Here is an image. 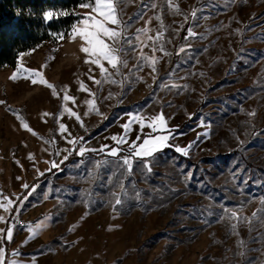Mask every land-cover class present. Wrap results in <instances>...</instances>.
<instances>
[{
    "label": "rangeland",
    "instance_id": "rangeland-1",
    "mask_svg": "<svg viewBox=\"0 0 264 264\" xmlns=\"http://www.w3.org/2000/svg\"><path fill=\"white\" fill-rule=\"evenodd\" d=\"M171 3L178 5L179 13L169 7V0H130L127 6H119L131 25L129 36L150 18L149 35L155 36L161 28L154 17L160 16L166 30L160 43L170 55L155 52L159 58L155 73L148 66L139 69L140 53L130 49L122 54L128 66L121 67L120 75L106 64L118 83H89L100 114L84 115L88 111L85 101L92 98L86 96L88 91L79 90L77 78L87 85L90 66L79 51V38L67 35L46 42L22 54L16 68L0 69V101L5 102L0 104V201L5 197L13 201L8 212L0 208L6 220L0 229L8 228L14 208L27 230L13 242L5 232L0 241L4 264H264V213L257 212L264 197V0ZM89 13L83 7L77 11L81 17ZM189 29L196 35L185 39ZM143 51L153 55L150 47ZM21 62L29 69L42 70L57 90L67 85L68 95L72 88L84 95L67 105L80 115L83 127L67 113L57 121L63 100L44 99L45 92L51 91L47 87L10 80ZM44 64L48 67L41 69ZM71 65L78 69L73 76L64 71ZM95 79H101L100 73ZM109 93L111 98L106 99ZM9 109H19L30 128L49 121L51 131L42 139L29 136L21 119ZM253 109L254 118L247 115ZM43 112L52 115L42 118ZM138 112L149 116L163 112L168 127L175 130L169 143L181 147L191 143L189 154L165 148L152 158L150 173L136 160L131 175L120 166L126 152L117 157L91 151L77 154L81 145L116 147L111 137L123 134L121 125L129 114ZM59 123L67 126L63 135ZM206 131L208 137L202 135ZM138 132L139 125L134 124L129 143ZM237 136L244 141L242 145ZM66 138L83 139L75 146V155L64 159L69 152L62 150L73 148ZM45 141L52 143L51 161L58 167L37 184L48 169ZM30 153L34 159H29ZM32 180L29 189L17 192V183L28 185ZM116 196L122 203L114 212ZM224 209L249 220L229 219ZM254 212L257 215L252 219ZM40 221H46L47 227L30 239L27 226ZM77 222L78 227L69 232Z\"/></svg>",
    "mask_w": 264,
    "mask_h": 264
},
{
    "label": "snow or ice",
    "instance_id": "snow-or-ice-1",
    "mask_svg": "<svg viewBox=\"0 0 264 264\" xmlns=\"http://www.w3.org/2000/svg\"><path fill=\"white\" fill-rule=\"evenodd\" d=\"M232 3H235L236 0H231ZM242 3H247V0H241ZM130 3V0H86V2L82 3L81 7L90 9V13L83 15L77 24H75L72 27V30L68 35L71 37L72 40H75L79 38L82 41L81 47L79 51L84 54L85 59L84 63L89 65V76L88 79L92 80L95 84L100 85L102 82L104 83H112L116 84L118 83L117 80L113 78V73L109 71V67L113 70H115V75L121 74V67H127L128 62L126 59H122V54H126L127 50L132 51H139L140 56L138 59L137 67L139 69H142L144 66H148L151 68L152 73L156 72V65L159 62V58L155 56V52L159 50L163 53V55H170L167 51L164 49V45L160 43L163 40L164 37V25L163 21L160 16L154 17L157 21L160 22V31L156 32L155 36L149 35V32L152 31L147 25L151 23L150 18L148 21L145 22V27L138 28L136 30V33L133 36L128 35V29L131 26L128 21H125L123 19V10L120 9V5L124 4L127 6V4ZM153 8L156 7L155 4L152 5ZM169 7L175 8V11L179 13V7L178 5H173L171 3V0H169ZM68 12H53L48 11L44 13V19L45 20H52L54 16H65L68 15ZM196 10L193 9L192 16L195 17ZM141 14V17L142 18ZM131 19V18H129ZM237 33L240 32L239 29L236 30ZM196 34L189 29L188 35L185 37V39L189 37H193ZM64 34H58L56 35V40H63ZM151 42V45L149 44ZM159 45V47H157ZM127 46V47H125ZM145 47H150V50L152 51L153 55L148 56L144 53L143 49ZM56 49H53V52H55ZM181 52L184 51V48L180 49ZM49 60H52L53 57L49 56ZM108 65L109 67H106L105 65ZM99 69L101 79H95L91 73L93 72V67ZM48 65L44 64L41 66V69L47 68ZM262 75H264V70H262ZM201 76L204 75V73H200ZM18 79H24L29 80L33 85H42L47 87L51 90V94L54 97H59L60 93H63L62 100L63 104L61 107V112L59 116H57V121L65 115V113L68 114L69 117H75V119L80 122V126L83 127V121L81 120L80 115L73 111L71 108H69L68 102L71 101L72 104H75V97L68 95V86L64 85L59 91L57 90V87L50 83L44 75V72L42 70H35V69H29L23 65L21 62L20 65H18L17 70L11 75L10 80L16 81ZM138 80H142L143 77H137ZM77 83L79 84V90L80 91H88L89 95L92 97V99L86 100L85 104L88 105V111L84 113L85 116L89 115L90 112H96L99 113V109L96 107L95 104V93H91L90 90L87 88V86L84 84L83 81L79 80L77 78ZM161 87H166V85H161ZM173 87H177L176 85H173ZM183 87L187 88V85H184ZM111 93H109V97H106V99L111 98ZM4 101H0V104H4ZM13 112L14 115H17L18 118L21 119V126L25 129H27L29 132H32V129L28 126L27 123H24L22 118L19 116V109H9ZM241 111H244V109H241ZM51 113L43 112L41 113V117H48L51 116ZM247 115L249 117H255L256 116V110L253 109L251 112H248ZM251 121H249V124ZM134 124L139 125V132L137 133L136 140H133L129 143L128 136L129 133L132 131V126ZM123 128V134L121 135H113L111 139L115 142L116 147H109L108 145H101L99 149H89L81 145L78 150V155L83 156L85 152L91 151V152H99V153H106L109 156L117 157L119 154L123 151L126 152L124 156L120 158V166L125 170V172L128 175L132 174V167L133 163L136 160H140L143 162V167L146 170V172L152 171V158H154L155 154L157 152L163 151V149L168 147H174L175 151L178 153H181L184 156H187L189 154V150L192 148V144L185 147H181L178 145H172L169 143L170 140L174 139V129H170L168 127V121L165 118L163 112H160L156 115H144L142 113H134L129 114L128 121L121 125ZM148 129L147 132H145V129ZM59 130L60 133L63 135L65 132H67V126L63 123H59ZM247 135V133H245ZM258 134V133H253ZM33 135H36L35 132H33ZM203 136L208 137L209 133L206 131L202 133ZM143 137V139H141ZM42 139V138H41ZM83 138H72L67 139V143L71 144L73 146L72 149H64L62 151H67L69 154H71V151L75 150V146L82 140ZM199 139V135L197 137ZM237 140L239 141V137L237 136ZM48 143V141H45ZM194 143V142H193ZM239 143L242 145L244 141H239ZM127 144V149H123L121 146ZM59 154V152L57 153ZM29 159H34V156L30 153ZM64 159H67V156L64 157ZM47 163L50 164L52 168L58 167L55 161H48ZM101 162H97V166H99ZM91 174V173H90ZM189 176H186L185 179H189ZM23 187L27 188L28 185L25 184ZM121 188L123 189V185L121 184ZM126 194V193H125ZM114 196L116 194H113ZM137 199H139V193H137ZM6 201V203H5ZM13 201L4 198L3 201H0V208H3L5 212H8L12 206ZM122 203L119 196H116L115 203L113 205V210L115 212V206L120 205ZM260 204L262 205L261 208L257 209V212L264 213V197L260 198ZM243 210V207L240 209ZM225 214L228 216L229 219H235L237 221H248V217H239L237 215V212L235 210H229L224 209ZM88 215V213H85L84 216L81 217V221ZM257 213H253L252 219L256 218ZM224 217H221L223 219ZM14 220H17V217H13ZM48 218H46L47 220ZM5 217L0 216V223H5ZM79 225V222L77 224L72 225L68 231L72 232L74 231ZM15 225H10L6 230L0 229V241L5 239V232H6V239L8 241H11L13 238V229ZM28 231H29V238H35L39 231L47 227L46 221H40L35 226L28 225ZM233 229H235L236 225L232 226ZM109 231L113 230V226H109ZM18 252H14L13 255H18ZM240 255H243V253H240ZM4 257H5V250L3 247H0V264H4ZM9 264H16V261H10Z\"/></svg>",
    "mask_w": 264,
    "mask_h": 264
},
{
    "label": "trees",
    "instance_id": "trees-1",
    "mask_svg": "<svg viewBox=\"0 0 264 264\" xmlns=\"http://www.w3.org/2000/svg\"><path fill=\"white\" fill-rule=\"evenodd\" d=\"M84 2L86 0H0V69L16 68L22 54L55 41L58 34L67 36L81 18L77 11ZM48 11L69 14L45 20L44 13Z\"/></svg>",
    "mask_w": 264,
    "mask_h": 264
},
{
    "label": "crops",
    "instance_id": "crops-1",
    "mask_svg": "<svg viewBox=\"0 0 264 264\" xmlns=\"http://www.w3.org/2000/svg\"><path fill=\"white\" fill-rule=\"evenodd\" d=\"M71 64H72V62H71ZM64 71H69L70 72V76H73L75 73L77 74V72H78V69L77 68H74V66L72 67V65H71V68H70V70H68L67 68H65V70ZM77 71V72H76ZM58 74H59V72H57ZM68 73V72H67ZM86 73H88L87 74V76H89V72H88V70H87V72ZM100 72H92L91 73V75L95 78V75H98ZM87 79V88L90 90V92L91 93H94V90H93V85H90L89 83H91V81L92 80H89L88 78H86ZM71 90V89H70ZM59 91V90H58ZM46 94H45V98L44 99H57V98H60V97H62V93L60 94V96L59 97H54L52 94H51V91H46L45 92ZM70 96H74V97H79V96H81V97H83L84 95H82V94H79L78 93V89L77 88H72V90H71V93H70ZM86 96H88V98H92L90 95H89V92L88 93H86ZM46 101V100H45ZM32 129V132H30L29 134V136H34V137H36V138H43V137H45L46 135H47V133L48 132H50L51 131V124H50V122L49 121H46V120H44V122L42 123V125H40V126H38L36 129L35 128H31ZM33 132H35L36 133V135H33ZM54 153H55V150H54V148H53V145H52V143H46V147H45V161L46 162H48V161H51L53 158V155H54ZM48 169L46 168L45 169V171H43V174L40 176L41 178L40 179H42V180H40L39 179V181L37 182V184H40L45 178H47L49 175H51V172L52 171H56V169L55 168H52L50 165H49V163H48ZM48 170H50L49 171V173H48ZM34 181L32 180V181H30L29 183H28V187L30 188L31 187V185H32V183H33ZM19 184V185H18ZM36 184V185H37ZM14 185V184H13ZM13 185H12V187H13ZM23 185H25V184H20V183H17V188H16V190H17V192H25L26 191V189H29L28 187L27 188H25V187H23ZM14 211H16V209H14L13 208V210H11V212H14ZM10 212V213H11ZM5 225H6V222H5Z\"/></svg>",
    "mask_w": 264,
    "mask_h": 264
},
{
    "label": "built area",
    "instance_id": "built-area-1",
    "mask_svg": "<svg viewBox=\"0 0 264 264\" xmlns=\"http://www.w3.org/2000/svg\"><path fill=\"white\" fill-rule=\"evenodd\" d=\"M73 153H74V150L71 151V154H68L67 157L73 155ZM13 217H17L18 218V222H17V220H14ZM12 224L15 225V227L13 229V238L11 240L13 242L19 236H22V235L27 233L26 222L22 218L20 211H14V212L10 213V215H9V217L7 219V226L9 227Z\"/></svg>",
    "mask_w": 264,
    "mask_h": 264
}]
</instances>
